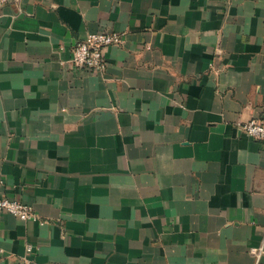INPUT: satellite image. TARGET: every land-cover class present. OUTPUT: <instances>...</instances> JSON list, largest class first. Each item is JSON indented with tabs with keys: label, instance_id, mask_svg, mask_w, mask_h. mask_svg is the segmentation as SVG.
<instances>
[{
	"label": "crops",
	"instance_id": "crops-1",
	"mask_svg": "<svg viewBox=\"0 0 264 264\" xmlns=\"http://www.w3.org/2000/svg\"><path fill=\"white\" fill-rule=\"evenodd\" d=\"M102 30L107 69L76 66ZM253 117L264 0H8L0 196L39 219L3 214L0 264H264Z\"/></svg>",
	"mask_w": 264,
	"mask_h": 264
},
{
	"label": "built area",
	"instance_id": "built-area-1",
	"mask_svg": "<svg viewBox=\"0 0 264 264\" xmlns=\"http://www.w3.org/2000/svg\"><path fill=\"white\" fill-rule=\"evenodd\" d=\"M8 0H0V7ZM120 42V36L111 31L90 32L84 39L77 41L72 49V62L89 72H104L107 69L108 61L105 49L109 45ZM241 129L249 136L264 141V119L253 117L240 123ZM11 213L26 220H38L39 215L34 208L17 198L0 196V227L3 214ZM44 222V221H43ZM32 250L33 246L28 245Z\"/></svg>",
	"mask_w": 264,
	"mask_h": 264
}]
</instances>
